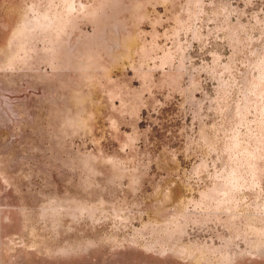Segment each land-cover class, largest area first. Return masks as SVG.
I'll list each match as a JSON object with an SVG mask.
<instances>
[{
	"label": "rangeland",
	"instance_id": "1",
	"mask_svg": "<svg viewBox=\"0 0 264 264\" xmlns=\"http://www.w3.org/2000/svg\"><path fill=\"white\" fill-rule=\"evenodd\" d=\"M0 264H264V0H0Z\"/></svg>",
	"mask_w": 264,
	"mask_h": 264
}]
</instances>
